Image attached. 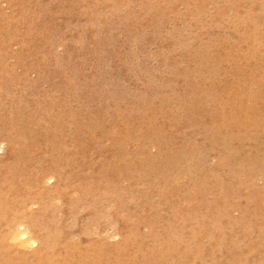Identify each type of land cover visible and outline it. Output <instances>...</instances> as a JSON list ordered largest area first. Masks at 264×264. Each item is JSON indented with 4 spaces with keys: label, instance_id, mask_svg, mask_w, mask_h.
<instances>
[{
    "label": "rangeland",
    "instance_id": "obj_1",
    "mask_svg": "<svg viewBox=\"0 0 264 264\" xmlns=\"http://www.w3.org/2000/svg\"><path fill=\"white\" fill-rule=\"evenodd\" d=\"M4 139L0 264H264V0H0Z\"/></svg>",
    "mask_w": 264,
    "mask_h": 264
},
{
    "label": "bare ground",
    "instance_id": "obj_2",
    "mask_svg": "<svg viewBox=\"0 0 264 264\" xmlns=\"http://www.w3.org/2000/svg\"><path fill=\"white\" fill-rule=\"evenodd\" d=\"M5 2V1H4ZM167 60V59H166ZM3 87H1V89H2ZM18 137V136H17ZM8 139H4L3 141H1V145H0V148H7V145H6V141H7ZM2 156V155H1ZM42 169V168H41ZM53 169V168H52ZM16 171V170H15ZM36 171V170H35ZM50 171V170H49ZM53 172V171H52ZM15 173V172H14ZM32 173V172H31ZM39 173V172H38ZM7 174V173H6ZM28 175H29V173H28ZM25 176V175H24ZM49 176V175H48ZM62 176L60 175V173H58V172H56L54 175H52L51 177H50V181H55L56 183V186H58L57 184H59L60 182H61V180H62V178H61ZM5 178H6V175H5ZM8 178V177H7ZM43 178H44V176H43ZM2 180V179H1ZM10 180V179H9ZM9 180L7 181V182H9ZM29 181V180H28ZM3 182V181H2ZM6 182V181H5ZM12 183V182H11ZM11 183L9 184L8 183V186L9 187H11L12 185H11ZM5 184V183H4ZM13 184V183H12ZM11 185V186H10ZM7 186V187H8ZM51 186V185H50ZM55 186V185H54ZM2 187V186H1ZM8 189V188H7ZM27 191V190H26ZM104 195V194H103ZM96 196V195H95ZM23 199V198H22ZM35 199V198H34ZM132 200V199H131ZM37 202H38V199H37ZM97 205V204H96ZM3 206V205H2ZM5 208V207H4ZM19 209V208H18ZM23 209V208H22ZM20 210V209H19ZM18 210V211H19ZM18 211H15V212H18ZM29 213V212H28ZM18 214V213H17ZM20 214V213H19ZM25 214V213H24ZM23 215V214H22ZM31 215V214H30ZM4 216V215H3ZM34 216V215H33ZM15 217V216H14ZM24 217V216H23ZM23 217H15V223L17 224V226L19 225V227H22L21 229L22 230H20V228L19 227H16L15 229H16V233H17V236H16V238H17V241H18V246L20 247V248H22V250H27V249H29V248H36V252H37V256H38V259H40L41 258V256H42V254H44L45 253V249H44V247H43V245H44V242L43 243H39V240H37L34 236H33V230H32V228L30 227V225L28 224V223H23L22 221H21V219L23 218ZM12 218H13V216H12ZM27 218V217H26ZM30 218L31 219H33L31 216H30ZM35 218V217H34ZM10 220V219H9ZM38 220V219H37ZM26 221H27V219H26ZM129 221V220H128ZM8 222V221H7ZM20 222V223H19ZM115 222V221H114ZM33 223V222H32ZM59 223V222H58ZM115 224V223H114ZM74 225V224H73ZM33 227V226H32ZM39 227V226H38ZM35 228V227H34ZM6 229V228H5ZM38 231V230H37ZM56 231V230H55ZM38 236V235H37ZM76 236V235H75ZM49 237V236H48ZM50 238V237H49ZM179 239V238H178ZM42 240H44L43 238H42ZM177 241V240H176ZM48 244H49V242H48V240L46 241ZM174 242V241H173ZM178 242V241H177ZM46 243V244H47ZM55 244V243H54ZM56 244H57V242H56ZM50 245V244H49ZM48 245V246H49ZM52 245V244H51ZM50 245V246H51ZM44 246H46V245H44ZM47 247V246H46ZM121 247V246H120ZM50 248V247H49ZM49 248H47L48 249V251H49ZM30 252H32V251H30ZM52 252V251H51ZM87 252V251H86ZM35 253V252H34ZM66 253V252H65ZM27 254V253H26ZM25 254V255H26ZM135 254V253H134ZM99 256V255H98ZM33 258V257H32ZM46 258V257H45ZM52 259V258H51ZM40 261H41V259H40ZM59 263V262H58ZM64 263V262H63ZM32 264V263H31ZM42 264V263H41ZM46 264V263H45ZM53 264H54V262H53ZM65 264V263H64ZM99 264H101V263H99Z\"/></svg>",
    "mask_w": 264,
    "mask_h": 264
}]
</instances>
